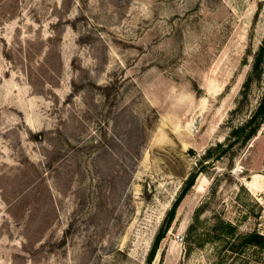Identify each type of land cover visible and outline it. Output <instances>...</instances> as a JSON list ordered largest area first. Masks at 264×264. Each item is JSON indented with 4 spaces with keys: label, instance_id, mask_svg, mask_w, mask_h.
I'll return each instance as SVG.
<instances>
[{
    "label": "rangeland",
    "instance_id": "374dc122",
    "mask_svg": "<svg viewBox=\"0 0 264 264\" xmlns=\"http://www.w3.org/2000/svg\"><path fill=\"white\" fill-rule=\"evenodd\" d=\"M264 0H0V264H264V123L216 158ZM258 233L253 238L251 233Z\"/></svg>",
    "mask_w": 264,
    "mask_h": 264
},
{
    "label": "trees",
    "instance_id": "16d2710c",
    "mask_svg": "<svg viewBox=\"0 0 264 264\" xmlns=\"http://www.w3.org/2000/svg\"><path fill=\"white\" fill-rule=\"evenodd\" d=\"M257 78L261 80L262 93L255 109L251 111L247 119H245L242 123L231 128L225 143L217 142L214 148L211 147L206 151V155L204 157H208L213 150H218V155L216 158H219L224 154H226L231 148L235 146L244 147L247 144V142L257 134L260 127L264 123V37L261 41L259 48L254 53L253 61L251 63V70L248 73V76L243 84V88H244L243 94L249 88L251 82ZM200 172L201 169L197 170L195 173H192L188 177L184 185L182 186L181 191L176 197L173 205L171 206L165 218L164 226L160 229L159 233L156 235L154 239L146 264H151L158 249L159 243L162 240V238L165 236V233L171 221L174 218L175 211L179 203L181 202L183 197L188 193L191 187L194 185L195 179ZM251 236L253 238H256V236L259 235L258 233L254 232L251 233Z\"/></svg>",
    "mask_w": 264,
    "mask_h": 264
}]
</instances>
